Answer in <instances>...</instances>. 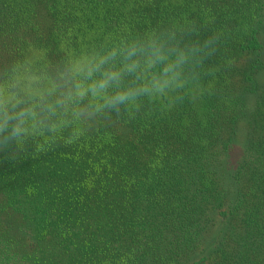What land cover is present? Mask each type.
Listing matches in <instances>:
<instances>
[{
  "label": "trees",
  "instance_id": "obj_1",
  "mask_svg": "<svg viewBox=\"0 0 264 264\" xmlns=\"http://www.w3.org/2000/svg\"><path fill=\"white\" fill-rule=\"evenodd\" d=\"M263 21V0H0V62L152 30L202 48L184 89L0 152V264H264Z\"/></svg>",
  "mask_w": 264,
  "mask_h": 264
},
{
  "label": "clouds",
  "instance_id": "obj_2",
  "mask_svg": "<svg viewBox=\"0 0 264 264\" xmlns=\"http://www.w3.org/2000/svg\"><path fill=\"white\" fill-rule=\"evenodd\" d=\"M216 39H206L203 49ZM59 50L63 55L52 60L46 48L29 43L0 62V152L6 159H36L139 110L143 99L184 89L185 67L202 48L182 47L175 32L152 30Z\"/></svg>",
  "mask_w": 264,
  "mask_h": 264
},
{
  "label": "rangeland",
  "instance_id": "obj_3",
  "mask_svg": "<svg viewBox=\"0 0 264 264\" xmlns=\"http://www.w3.org/2000/svg\"><path fill=\"white\" fill-rule=\"evenodd\" d=\"M173 1L175 2L176 0ZM209 1H212L213 4H215L217 0H209ZM218 4L220 5V2ZM258 35L260 36V39L263 41V45H264V21L258 23ZM262 72L264 76V70H262Z\"/></svg>",
  "mask_w": 264,
  "mask_h": 264
}]
</instances>
